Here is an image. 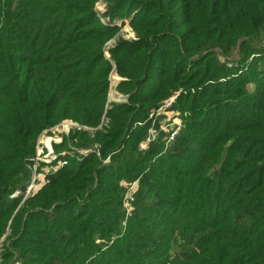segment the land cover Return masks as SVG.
<instances>
[{"label":"trees","instance_id":"16d2710c","mask_svg":"<svg viewBox=\"0 0 264 264\" xmlns=\"http://www.w3.org/2000/svg\"><path fill=\"white\" fill-rule=\"evenodd\" d=\"M97 1L0 0L2 264H264V0ZM64 119L93 130L53 142L83 151L32 189Z\"/></svg>","mask_w":264,"mask_h":264},{"label":"rangeland","instance_id":"374dc122","mask_svg":"<svg viewBox=\"0 0 264 264\" xmlns=\"http://www.w3.org/2000/svg\"><path fill=\"white\" fill-rule=\"evenodd\" d=\"M105 5H106V3L104 0H98L95 3L96 9L100 12L101 15L105 11ZM101 15H99L98 17L100 19L104 20V18ZM117 24L120 25V27L114 32V35L111 38H109L108 41L104 45V47H105L104 51H105V55L107 57H108L107 49L111 45L114 44V42L117 40V38L129 39V38L135 37L134 31L132 30V28L128 24V20H124L123 24H121V22H118ZM263 42H264V39H263ZM122 79L123 78L121 76L117 75L115 72H110V74H109V89H108V93H107V101L108 102H110V101H118V102L124 101L125 96H123V94L116 89L117 84ZM176 93L170 95L169 97H167L165 99H162L161 100L162 103L160 105H158L159 107H156L154 109V112H153L154 115L157 114V116H160L159 125L161 126L162 129H164V131H168V130L177 131L182 124L181 122H182V117L184 116V112L180 113L177 110H168V106H167V103H170V105L172 104L174 95ZM159 108H161V109H159ZM186 114H188V113L186 112ZM72 127H78V128L80 127V128L85 129V130H93V128H91L90 126H80V125H78V123L72 121L71 119H64L61 122L52 126L51 128L41 132L37 137V144L35 145V151L36 152H35L34 160L36 162L33 165L34 169L38 165L37 164L38 161L36 160V158H38L39 160L46 161L44 163H48V164L50 163V166L54 165L52 167H50V166L48 167L46 165H43L41 167L42 168L41 171L47 170V169L54 170L55 168H57L60 165V161H66V160H64L65 158L71 159L74 157L75 159H79V156H80L79 154L83 150L77 148L76 146H73L72 144H68L66 146L68 149H65V148L62 149V151L59 153V155H62L63 158H60V159H56L59 155L56 153V150L53 147V142L61 141L64 136L69 134V131L71 130L70 128H72ZM153 138H155V133L152 129H150L146 139L142 140L139 143V148H141V149L145 148L148 141L152 140ZM167 138H170V136H168ZM54 151H55V153H54ZM55 160H56V162L53 163ZM37 168H36V170L33 169V173L35 175V178H37V180L33 184L32 189H35L38 187L39 183L41 182L40 180L42 178V172L39 173L40 169H39V167H37ZM131 188L132 187L129 186V188H128L129 191H128V193H126V204H125V206L127 208V211H129L131 208L130 207V201L127 200V198L131 197V194H130ZM30 190H31V188H30ZM15 193H17V192H15ZM8 225H9V222H8ZM7 232L4 234V236H2L0 238V244H3L5 242V240H6L5 237L7 235ZM1 252H2V248L0 247V253ZM3 262L4 261H2V259L0 258V264H2Z\"/></svg>","mask_w":264,"mask_h":264},{"label":"built area","instance_id":"2783aa9c","mask_svg":"<svg viewBox=\"0 0 264 264\" xmlns=\"http://www.w3.org/2000/svg\"><path fill=\"white\" fill-rule=\"evenodd\" d=\"M170 105V103H167V106H169ZM159 109H161V108H159ZM176 133V131H174L173 130V132L170 134V138H169V140L170 139H173V136H174V134ZM48 150V149H47ZM36 160L37 161H43V162H46V161H44V160H39L38 158H36ZM64 164H66V161H60V165L58 166V167H60V166H62V165H64ZM57 167V168H58ZM57 168H55L54 170H56ZM136 186V182L134 181V182H132L131 183V187L132 188H134ZM32 187V185H30L29 187H28V190H30V188Z\"/></svg>","mask_w":264,"mask_h":264}]
</instances>
